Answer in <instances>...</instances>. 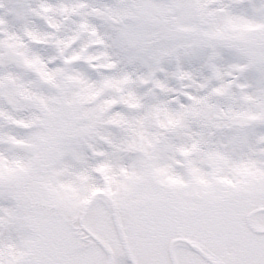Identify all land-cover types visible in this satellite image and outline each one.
Wrapping results in <instances>:
<instances>
[{"label": "snow or ice", "instance_id": "snow-or-ice-1", "mask_svg": "<svg viewBox=\"0 0 264 264\" xmlns=\"http://www.w3.org/2000/svg\"><path fill=\"white\" fill-rule=\"evenodd\" d=\"M0 264H264V0H0Z\"/></svg>", "mask_w": 264, "mask_h": 264}]
</instances>
